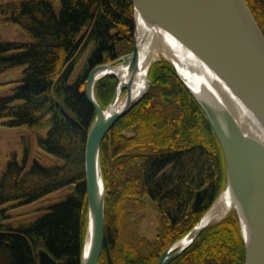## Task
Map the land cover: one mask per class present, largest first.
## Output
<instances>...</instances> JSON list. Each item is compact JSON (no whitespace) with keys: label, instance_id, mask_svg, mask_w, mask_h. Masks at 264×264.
<instances>
[{"label":"trees","instance_id":"1","mask_svg":"<svg viewBox=\"0 0 264 264\" xmlns=\"http://www.w3.org/2000/svg\"><path fill=\"white\" fill-rule=\"evenodd\" d=\"M246 2L264 33V0ZM1 22L19 26L26 40H0V75L21 70L0 94V119L26 131L18 139L20 158L12 152L4 166L0 159V264H40L39 249L56 264H79L87 228L84 150L95 117L84 92L87 73L131 53L133 5L131 0H0ZM147 74V90L100 145L105 197L98 264H157L225 184L218 140L173 64L152 61ZM117 83L111 75L96 81L94 94L103 108ZM64 187L70 191L58 200L9 220L4 204L30 203ZM146 201L156 214L151 239L139 234L132 219ZM244 258L239 221L230 211L169 264H244Z\"/></svg>","mask_w":264,"mask_h":264},{"label":"water","instance_id":"2","mask_svg":"<svg viewBox=\"0 0 264 264\" xmlns=\"http://www.w3.org/2000/svg\"><path fill=\"white\" fill-rule=\"evenodd\" d=\"M131 2L134 18L131 53L92 67L87 73L85 83L84 92L94 108L95 117L88 130L84 150L87 228L79 264H98L102 252L105 197L99 162L102 139L115 122L137 103L149 86L147 74L146 88L140 95L131 97L128 85L122 84L118 79L113 97L104 108L94 94V85L98 79L106 75L118 78L113 72H105L106 69L122 63L125 58H128L130 70L137 68V16L165 30L195 54L223 81L258 124L259 136L245 132L233 112L226 106H221L208 94L196 96L169 59L183 84L204 110L220 145L225 168L224 188L229 189L236 203L234 211L244 241V264H264L263 31L246 0H131ZM117 89L121 92L125 90L127 101L120 109L105 114L104 111L115 100ZM201 192L202 190L196 192L192 207L199 201ZM203 216L183 237L162 251L157 264H169L192 243L211 223L201 224ZM187 237V243L180 245V240ZM38 261L40 264H56L44 249L38 250Z\"/></svg>","mask_w":264,"mask_h":264},{"label":"bare ground","instance_id":"3","mask_svg":"<svg viewBox=\"0 0 264 264\" xmlns=\"http://www.w3.org/2000/svg\"><path fill=\"white\" fill-rule=\"evenodd\" d=\"M136 43L138 60L135 70L129 69L128 58H125L122 63L105 70V72L115 73L122 84L128 85L131 97L140 95L146 88L148 82L147 66L161 52L174 63L178 74L196 96L202 97L204 94H208L221 106H226L233 112L245 132L255 136L260 135L259 126L254 118L223 81L195 54L165 30L149 24L137 16ZM127 97V95L122 96L120 89H117L115 100L104 111L105 114L123 107ZM234 207H236V203L231 192L228 188H224L204 214L201 224L220 218L225 212ZM243 226L245 225L243 224ZM187 241L188 237L180 240L179 244L183 245Z\"/></svg>","mask_w":264,"mask_h":264},{"label":"rangeland","instance_id":"4","mask_svg":"<svg viewBox=\"0 0 264 264\" xmlns=\"http://www.w3.org/2000/svg\"><path fill=\"white\" fill-rule=\"evenodd\" d=\"M0 40L2 41H24L26 40V37H25V33L16 24L11 23V22H1L0 23ZM86 55H87V50L84 51L82 55L80 56L79 61L76 65L75 71L73 73V76L78 72V70L82 66ZM160 59L169 60L167 55L159 52L158 55H156L151 60V62L155 60H160ZM20 71H21L20 69H15V70L8 71L0 75V94H5L6 92H8V90L12 87L11 82L15 80L17 77H19ZM117 81H118V78H117ZM124 94L125 92L122 91L121 95L123 96ZM4 122H5V119H0V159H1L2 166H4L6 160L8 159V157L10 156L12 152H16L18 154V157L20 158L21 149L18 144V139H19V135L23 133L24 131H26L25 126H8ZM223 189L224 187L222 188V190ZM69 191H70L69 187H64L59 190L53 191L30 203L18 204L16 202H9V203L4 204V206L6 207L8 206L7 214L10 216L9 220L15 221L21 218L31 216L32 214L36 213L42 207L58 200L60 197L64 196ZM230 211H234V208H231L230 210L225 212L223 215L225 216ZM223 215L221 217H224ZM132 219L134 220L133 222L135 226L137 227V231L139 232L140 235H144L149 239L155 236L156 225H157L156 214L154 213L153 209L151 208V205L147 201H146V204H144L142 209H138V211L134 213ZM218 219L213 220L211 223L216 222Z\"/></svg>","mask_w":264,"mask_h":264}]
</instances>
